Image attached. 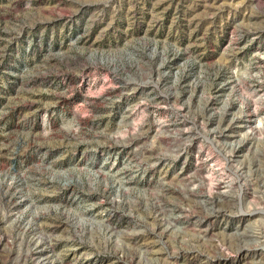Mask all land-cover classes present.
Masks as SVG:
<instances>
[{
  "label": "rangeland",
  "instance_id": "374dc122",
  "mask_svg": "<svg viewBox=\"0 0 264 264\" xmlns=\"http://www.w3.org/2000/svg\"><path fill=\"white\" fill-rule=\"evenodd\" d=\"M0 264H264V0H0Z\"/></svg>",
  "mask_w": 264,
  "mask_h": 264
}]
</instances>
